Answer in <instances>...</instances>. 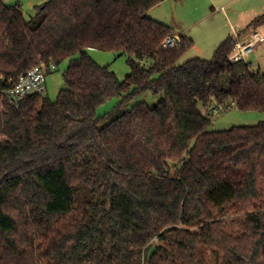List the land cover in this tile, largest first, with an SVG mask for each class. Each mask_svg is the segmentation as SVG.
Masks as SVG:
<instances>
[{
	"label": "trees",
	"instance_id": "16d2710c",
	"mask_svg": "<svg viewBox=\"0 0 264 264\" xmlns=\"http://www.w3.org/2000/svg\"><path fill=\"white\" fill-rule=\"evenodd\" d=\"M6 1L0 264H264V121L210 130L213 111L264 112V74L231 59L236 38L182 61L193 41L164 46L173 31L148 14L162 0H48L30 19ZM91 48L125 55L130 72ZM66 59L56 101L10 103V81ZM149 91L153 106L97 116Z\"/></svg>",
	"mask_w": 264,
	"mask_h": 264
},
{
	"label": "crops",
	"instance_id": "0c3cea01",
	"mask_svg": "<svg viewBox=\"0 0 264 264\" xmlns=\"http://www.w3.org/2000/svg\"><path fill=\"white\" fill-rule=\"evenodd\" d=\"M160 13L165 15L161 16ZM148 14L168 25L173 34L191 39V49L198 52L215 53L228 37L246 41L254 30L264 35V24L248 28L253 19L264 14V0H162ZM259 47L264 50V42ZM253 53L245 62L251 71L262 73L264 55L254 59L259 69L256 71L252 66Z\"/></svg>",
	"mask_w": 264,
	"mask_h": 264
},
{
	"label": "rangeland",
	"instance_id": "374dc122",
	"mask_svg": "<svg viewBox=\"0 0 264 264\" xmlns=\"http://www.w3.org/2000/svg\"><path fill=\"white\" fill-rule=\"evenodd\" d=\"M18 0H7V5L11 6L17 3ZM48 0H21V7L26 19H30L37 12V6H40L47 2ZM162 7V6H161ZM161 16L166 14L160 13ZM89 55L100 65L109 66L112 71H114L117 76L123 80L126 75L130 72V67L127 62V57L125 55H120L119 53H115L113 51H103L95 48L88 49ZM214 53H205L198 52L195 49L189 50V52L184 56L182 61L196 58V56H201L206 59H211ZM264 55V50L259 47L257 51H255L252 55V66L253 70L258 71V67L254 62L256 58L260 59ZM76 54L74 57H77ZM69 59L64 60L59 66L55 67L50 73L47 74V91L45 96H47L50 100L56 101L60 90L66 88V83L63 77V73L68 67ZM261 74H264V70L262 69ZM158 97H155L152 92H147L138 98L133 99L128 104L121 106L118 110H116L117 105L120 102V98L115 97L108 102L102 104L97 109V116L103 117L105 115L109 116H118L121 112L129 110L135 104L146 101L149 105L153 106L157 103ZM104 121L103 124H106L111 118ZM213 124L210 128L212 131H220L229 129L233 126H241V125H256L261 121H264V112L262 111H240L236 108H230L229 110H216L213 111L212 114ZM4 138L0 136V142Z\"/></svg>",
	"mask_w": 264,
	"mask_h": 264
},
{
	"label": "built area",
	"instance_id": "2783aa9c",
	"mask_svg": "<svg viewBox=\"0 0 264 264\" xmlns=\"http://www.w3.org/2000/svg\"><path fill=\"white\" fill-rule=\"evenodd\" d=\"M180 37L169 34L164 39V46L173 47L180 43ZM264 42V35L254 30L250 39L244 41L236 38L235 46L231 54L233 61H246L247 57L255 52ZM55 67L52 66V69ZM47 91V69L44 66L34 67L26 74L9 83L5 93L10 103L16 107L28 96L33 94H45Z\"/></svg>",
	"mask_w": 264,
	"mask_h": 264
}]
</instances>
